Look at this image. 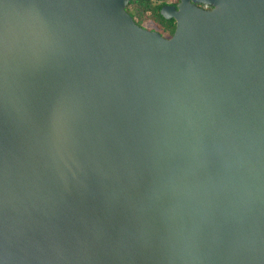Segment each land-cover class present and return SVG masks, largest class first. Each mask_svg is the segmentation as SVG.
<instances>
[{"label": "water", "instance_id": "95a60500", "mask_svg": "<svg viewBox=\"0 0 264 264\" xmlns=\"http://www.w3.org/2000/svg\"><path fill=\"white\" fill-rule=\"evenodd\" d=\"M130 1L0 0V264H264V0Z\"/></svg>", "mask_w": 264, "mask_h": 264}, {"label": "trees", "instance_id": "16d2710c", "mask_svg": "<svg viewBox=\"0 0 264 264\" xmlns=\"http://www.w3.org/2000/svg\"><path fill=\"white\" fill-rule=\"evenodd\" d=\"M160 0H132L126 7L125 12L136 26L142 27V24L146 21H150L155 27L156 32L160 36H170L174 29V23L172 20L166 21L159 15L161 8ZM154 32V31H153Z\"/></svg>", "mask_w": 264, "mask_h": 264}, {"label": "flooded vegetation", "instance_id": "af4514ba", "mask_svg": "<svg viewBox=\"0 0 264 264\" xmlns=\"http://www.w3.org/2000/svg\"><path fill=\"white\" fill-rule=\"evenodd\" d=\"M162 3L161 4V8L162 7H172L174 9H176V5L178 4V1L177 0H160L159 3ZM196 7L200 8V9H203V10H209L208 8H205L204 6H201V5H196ZM166 21H169V20H166ZM173 21V20H172ZM174 23V22H173ZM143 28V27H141ZM145 29V28H143ZM146 30V29H145ZM174 30V29H173ZM151 31H154L155 33H157L155 30H151ZM173 33V32H172ZM158 34V33H157ZM160 36V34H158ZM172 35V34H171ZM170 35V36H171ZM170 36H160L162 37L163 39H168Z\"/></svg>", "mask_w": 264, "mask_h": 264}, {"label": "rangeland", "instance_id": "374dc122", "mask_svg": "<svg viewBox=\"0 0 264 264\" xmlns=\"http://www.w3.org/2000/svg\"><path fill=\"white\" fill-rule=\"evenodd\" d=\"M142 27L145 28L148 31L151 30H156V27L150 22V21H146L142 24Z\"/></svg>", "mask_w": 264, "mask_h": 264}]
</instances>
